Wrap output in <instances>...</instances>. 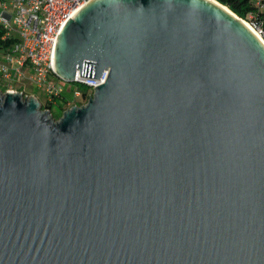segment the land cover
Masks as SVG:
<instances>
[{
    "label": "water",
    "instance_id": "water-1",
    "mask_svg": "<svg viewBox=\"0 0 264 264\" xmlns=\"http://www.w3.org/2000/svg\"><path fill=\"white\" fill-rule=\"evenodd\" d=\"M216 3L90 0L87 102L0 90V264H264V46Z\"/></svg>",
    "mask_w": 264,
    "mask_h": 264
},
{
    "label": "built area",
    "instance_id": "built-area-1",
    "mask_svg": "<svg viewBox=\"0 0 264 264\" xmlns=\"http://www.w3.org/2000/svg\"><path fill=\"white\" fill-rule=\"evenodd\" d=\"M90 0H0V26L3 39L11 45L0 52V90L24 91L13 85L19 79H28L42 89L44 105L62 98L65 91L63 79L54 65L55 40L65 22ZM255 10L264 13V0H252ZM247 23L264 46V14H248ZM245 20V19H244ZM107 71L97 78L79 75L77 70L68 90L72 97L66 105L85 104L95 86L104 82ZM33 96V95H32ZM81 100L83 101L80 104ZM49 110L52 114V110Z\"/></svg>",
    "mask_w": 264,
    "mask_h": 264
},
{
    "label": "trees",
    "instance_id": "trees-1",
    "mask_svg": "<svg viewBox=\"0 0 264 264\" xmlns=\"http://www.w3.org/2000/svg\"><path fill=\"white\" fill-rule=\"evenodd\" d=\"M218 3L226 6L229 10H231L234 14H236L238 17L243 19H248V14L253 12L257 17L263 15V12H258L255 10L252 0H215ZM4 31L0 26V52L4 49H7L11 45L10 39H3ZM68 99H66L64 96L60 98V102H56L58 106L57 113L52 112V116L54 119H57L60 117L62 112L67 108ZM47 107L50 110H52L51 103H47L42 108Z\"/></svg>",
    "mask_w": 264,
    "mask_h": 264
},
{
    "label": "rangeland",
    "instance_id": "rangeland-1",
    "mask_svg": "<svg viewBox=\"0 0 264 264\" xmlns=\"http://www.w3.org/2000/svg\"><path fill=\"white\" fill-rule=\"evenodd\" d=\"M238 18L241 19V20H244L243 18H240V17H238ZM244 21H246V20H244ZM1 59H2V56L0 55V60ZM63 85L65 87V91L63 93V96L66 99L71 98L72 97V93L68 90L69 86H71V83L64 81L63 82ZM13 86L15 88L19 89V90H23L24 91V94H26V95H28V93H33L34 94L33 96H35L40 101L41 109L44 110V108H42V106H44V102H45L46 99L44 97V94L42 93V89L41 88H38L35 85H33L28 79H19V80L15 81V83H14ZM2 89H1V91L4 92L5 90H2ZM28 96H30V95H28ZM56 102H60V99L57 98L55 100V102L52 104V112H53V114L54 113H57V111H58V106H57ZM86 102L87 101H84V103H86ZM82 103H83V101L81 100L80 104H82ZM67 108H69V107L67 106Z\"/></svg>",
    "mask_w": 264,
    "mask_h": 264
},
{
    "label": "bare ground",
    "instance_id": "bare-ground-1",
    "mask_svg": "<svg viewBox=\"0 0 264 264\" xmlns=\"http://www.w3.org/2000/svg\"><path fill=\"white\" fill-rule=\"evenodd\" d=\"M212 1H214V0H212ZM219 7H221L223 10H225L227 13H229L231 16H233L234 18H236V19H238L240 22H242L254 35H255V37H257L256 36V33H255V31L250 27V25L246 22V21H244V20H241V19H239L235 14H233L232 13V11L231 10H229L226 6H224V5H222V4H219V3H216ZM258 38V37H257Z\"/></svg>",
    "mask_w": 264,
    "mask_h": 264
},
{
    "label": "crops",
    "instance_id": "crops-1",
    "mask_svg": "<svg viewBox=\"0 0 264 264\" xmlns=\"http://www.w3.org/2000/svg\"><path fill=\"white\" fill-rule=\"evenodd\" d=\"M31 94L34 95L33 93H28V95H31Z\"/></svg>",
    "mask_w": 264,
    "mask_h": 264
}]
</instances>
